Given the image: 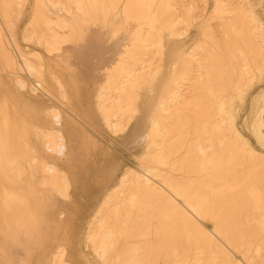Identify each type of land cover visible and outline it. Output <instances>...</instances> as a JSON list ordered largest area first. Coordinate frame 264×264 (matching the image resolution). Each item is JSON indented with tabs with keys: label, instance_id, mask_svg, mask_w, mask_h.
I'll use <instances>...</instances> for the list:
<instances>
[{
	"label": "bare ground",
	"instance_id": "bare-ground-1",
	"mask_svg": "<svg viewBox=\"0 0 264 264\" xmlns=\"http://www.w3.org/2000/svg\"><path fill=\"white\" fill-rule=\"evenodd\" d=\"M207 2L0 0V264H264V0ZM99 125L139 164L78 217Z\"/></svg>",
	"mask_w": 264,
	"mask_h": 264
},
{
	"label": "rangeland",
	"instance_id": "rangeland-1",
	"mask_svg": "<svg viewBox=\"0 0 264 264\" xmlns=\"http://www.w3.org/2000/svg\"><path fill=\"white\" fill-rule=\"evenodd\" d=\"M200 6H202L200 10H202V2H200ZM212 7L213 0H208L205 12L209 13L212 10ZM30 11L31 3L30 5H28L24 18L21 21V29L24 27ZM258 11L264 18V5L258 8ZM185 38V44L187 46L199 40L201 38V32L198 26H192L188 32L187 37ZM31 47H33L32 44ZM84 51L86 50L82 49L80 51H77L74 49L73 53H68L69 56H64V60L66 59L67 64L65 62L60 63L59 61L52 60L51 64L53 69L58 71V73L65 77V79L68 81L70 80V76L72 73L78 75L95 72L94 65L97 59H94L91 56L88 57L89 52L86 53ZM70 62L73 64V67L71 68L68 67V63ZM57 63H59L60 66H58ZM263 85V82L256 83L254 88L246 94L244 100L240 98L235 99L238 108L243 109V111H241L242 119L240 120V124L244 127L245 132L248 134L251 141L255 145L257 144V142L255 138L249 134V130L247 126L244 125L243 120L248 116L250 112V102L253 95L260 88H262ZM36 97L40 99V101H45L46 103H55V100L50 99L49 97L43 95L41 92H39ZM93 135L97 139V145L88 148V152L90 155H87V159H81L85 160L84 163H80L78 161L73 163L75 167H77L76 169L78 171V173L76 174L72 173V177L74 178L75 182V188L72 194L76 202L75 206L77 208L78 217L86 212L93 199L100 192L103 182L102 180H104V176L106 172H108V170L114 168L118 173H120L121 171L129 167L137 169L139 164L138 150L129 148L128 145L122 143L120 141L121 137L118 134H111L104 126L99 125L96 126V132H94ZM81 224L82 220H78L77 225L79 226Z\"/></svg>",
	"mask_w": 264,
	"mask_h": 264
}]
</instances>
